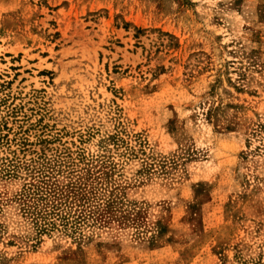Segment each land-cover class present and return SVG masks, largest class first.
<instances>
[{
	"label": "rangeland",
	"instance_id": "obj_1",
	"mask_svg": "<svg viewBox=\"0 0 264 264\" xmlns=\"http://www.w3.org/2000/svg\"><path fill=\"white\" fill-rule=\"evenodd\" d=\"M42 164L105 172L117 219L9 209L0 264H264V0H0V195Z\"/></svg>",
	"mask_w": 264,
	"mask_h": 264
},
{
	"label": "trees",
	"instance_id": "obj_2",
	"mask_svg": "<svg viewBox=\"0 0 264 264\" xmlns=\"http://www.w3.org/2000/svg\"><path fill=\"white\" fill-rule=\"evenodd\" d=\"M26 171L20 191L10 199L0 195V214L14 210L36 239L53 231L78 234L86 226L109 225L117 219L120 201L115 191L105 194V172L61 164L28 165Z\"/></svg>",
	"mask_w": 264,
	"mask_h": 264
}]
</instances>
